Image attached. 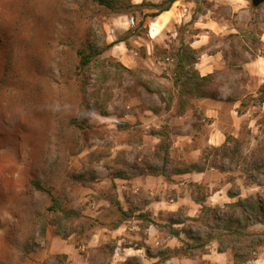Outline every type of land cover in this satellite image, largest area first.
<instances>
[{"label": "rangeland", "instance_id": "374dc122", "mask_svg": "<svg viewBox=\"0 0 264 264\" xmlns=\"http://www.w3.org/2000/svg\"><path fill=\"white\" fill-rule=\"evenodd\" d=\"M194 1L200 13L188 18L189 23L176 26L181 42L174 47L177 51L183 44L189 46L196 31L195 20L218 21L219 32L206 35L208 42L202 51L222 52L221 67L199 92L217 99L186 92L191 84L184 82L185 75L182 83L174 84L175 76L167 71V65L152 69L142 65L128 72L117 66L121 62L115 48L95 55L85 71L79 68L76 51L89 44L100 49L111 41L140 37L143 44L136 46L145 55V22L151 14L147 10L152 9L147 5L132 10L129 16L135 24L130 32L109 38L111 20L118 15L94 0H0V264H42L38 254L47 247L48 233L56 230L48 211L53 196L76 213L66 220L61 213L55 214L60 228L80 234L81 239L89 235L97 224L96 212L104 203L86 200L85 195L95 196L90 189L102 187L104 180L122 167L130 169L138 163L134 158L156 168L162 162L169 163L173 170L214 167L222 175L220 184L236 177L245 186L253 183L249 173L264 166V103L258 101L264 77L251 76L246 63L264 57V4L252 8L249 2L244 12H237L225 2L210 5L208 0ZM160 5L155 10L166 7L168 0ZM128 46L132 48L130 42ZM145 82L153 89L160 88L162 96L149 93L142 86ZM204 98L218 101L226 125L233 119L231 112L239 118L237 134L226 130V140L219 147H210L205 141L212 120L200 104ZM175 99L179 100L173 106ZM161 100L166 105H159ZM182 113L195 119L185 122L195 131L193 142L184 146L187 155L174 150L162 156L155 143H147L142 135L158 131L167 136L163 141L168 147L170 134L178 130L163 124L157 130L153 122H140L138 117L157 114L164 120ZM197 146L202 148L199 159L191 154ZM261 179L264 181V167ZM35 181L43 190L34 189ZM189 188L194 198L205 193ZM258 191L264 194V190ZM169 217L186 216L179 210L165 214V219ZM204 218L216 228L214 216ZM43 225L45 235L41 234ZM185 225L195 224L186 221ZM261 226L250 231L264 230ZM214 233L223 231L216 228ZM212 248L210 243L182 263L210 264L204 254H210ZM45 259L43 264H57L54 256ZM245 264H264V247L250 254Z\"/></svg>", "mask_w": 264, "mask_h": 264}, {"label": "crops", "instance_id": "0c3cea01", "mask_svg": "<svg viewBox=\"0 0 264 264\" xmlns=\"http://www.w3.org/2000/svg\"><path fill=\"white\" fill-rule=\"evenodd\" d=\"M163 1L132 0V3L137 6L146 3L147 7L152 8L147 10L148 13H157L159 10H155L157 7L153 5H160ZM208 2L210 5L213 2L215 4L225 2L231 6L232 11L237 12H244L249 7L248 0H208ZM197 6L198 3L194 0H174L169 10L160 12L154 18L147 16L145 23L148 27V39L145 40V55L136 46L143 44L140 42V37L125 39L110 49L115 48V56L122 65L131 70L142 65L150 69L153 66L167 65V71L175 76L176 64L171 55L176 50L174 45L181 42L177 39L176 26L181 22L189 23L188 18H191L193 14L199 15L200 12H196ZM130 19L134 20L129 15H118L112 18V26L110 24L112 34L109 38L129 32L133 26L130 25ZM194 28L196 31L193 39L188 43L192 49L199 51L194 70L204 77L213 74L221 67L222 52L202 51V47L208 42L206 35L211 32L218 33L219 23L213 18L195 20ZM262 40L264 41V37ZM128 42L132 48H129ZM246 70L251 76L264 77V57L259 56L250 60L246 63ZM177 100L179 99L173 100V106ZM161 104L166 105V102L161 100L159 105ZM200 104L204 105L205 116L212 120L205 139L208 146H221L226 140V130L233 135L237 134L239 118L233 116L234 112H231L233 118L231 123L226 125L222 120L217 100L204 98ZM138 120L140 122L150 120L157 130L165 125L175 127L178 132L170 134L171 142L168 147L165 144L167 141H163L164 138L167 140V136L158 131L156 133L146 131L142 136L147 143L154 142L156 152L162 156L172 154L174 150L182 152L184 157L187 155L184 146L188 142H193L195 131L191 124L186 125L185 122L186 120L194 122L192 115L186 117L185 113H182L175 117L166 116L163 120L157 114H153L150 118L140 116ZM147 126L150 127V125ZM201 153L202 148L199 146L191 149L194 158L199 159L197 155ZM192 161L195 162L196 159ZM133 162L138 163H134L130 169L123 168L120 164L121 171L105 179L102 187L97 188V191L90 189L89 192L95 196L85 195L86 200L92 199L104 203L102 210L96 212L97 224L90 229L89 235L81 239V235L75 232L68 234L67 237L57 235L55 231L54 234L50 232L47 247L38 254L37 260L43 264L46 257L54 256V262L57 264H183L182 262L187 258L174 257L163 261L160 256H156V253L167 247L171 250L179 248L181 239L186 240L185 235L181 234L180 238L170 236L168 233L165 235L166 229L158 228L150 223L149 219L165 225L167 223L165 214H175L179 210H184L186 217H198L202 205L194 200V192L189 188L192 186H199L205 192L202 195L205 197L203 203L212 208L233 203L239 197L255 196L259 193L258 190H264V186L253 183L245 186V183L240 182V178L237 177L234 181L220 184L222 175L214 167L202 171L182 172L183 169L173 170L169 163L162 162L156 168L141 162V159L134 158ZM111 186H113L112 193L109 192ZM233 186L240 189V196L229 197L228 191ZM181 226L173 227L180 230ZM261 227L264 228V225ZM217 245L216 242L212 243L214 248L210 254H204V259L210 264H233L230 253H219Z\"/></svg>", "mask_w": 264, "mask_h": 264}, {"label": "trees", "instance_id": "16d2710c", "mask_svg": "<svg viewBox=\"0 0 264 264\" xmlns=\"http://www.w3.org/2000/svg\"><path fill=\"white\" fill-rule=\"evenodd\" d=\"M94 1L98 6L103 7L104 9L109 10L117 15H130L133 9L146 5L144 3L140 6L134 5L132 0ZM173 2L174 0H168V5L166 7L161 8L157 13H151L147 16L151 18L156 17L160 12L169 10L170 4ZM153 6L158 8L161 5ZM141 25H143L142 20L140 26ZM125 39L126 38L118 39L117 41H114L110 44H106L105 47L100 49H98L97 46L91 44L85 45L83 48H78L76 53L79 68L85 71L93 62L95 55H101L104 51L116 46L121 41H125ZM198 54V51L192 49L190 46L185 47L184 44L181 45L177 51L172 53L171 57L176 61L174 84L182 83L183 75H185L186 79L184 82L186 84H191L190 89H188L186 92L195 93V95L197 94L200 97H210L217 99L216 95H208L203 91L201 95L199 94L201 88L206 84V82L210 81L212 74L201 77L198 72L194 70V64L197 62ZM117 66L128 72H131L130 69L124 67L121 63H119ZM189 66L192 67V70L188 72L185 69ZM142 86L149 93L159 94L160 97L163 94V91L160 88H151L149 82H145ZM183 93H185V91ZM258 95L260 96L258 99L259 103L263 104L264 83L261 85ZM224 146L225 144L222 146V148ZM263 167V165L256 166L254 168L255 173H249L253 184H256L257 186L264 185V181L261 179V170ZM193 170L202 171L203 169L187 168L182 170V172H192ZM32 184L35 190H43L39 182L35 181ZM195 188L201 190L199 186H196ZM228 195L231 198L238 197L240 196V189L232 187L228 191ZM204 199V196L202 198H194L198 204L202 205L201 214L204 216H214L217 222L215 225L216 228L222 229L223 233L215 234L214 232L216 231V228H214L210 221L205 219L204 216L177 219L169 217L165 225L149 219V222L158 228L166 229L170 236L180 238V235L184 234L186 237V240L181 239V246L179 248L171 250L167 247L158 251L156 256H160L161 260L163 261L170 260L174 257L188 258L191 257L195 251H204L210 243L216 242L218 244V252H231L235 264H239L241 262H243V264L247 263L249 261L250 254L256 253L260 247H264V230L250 231V228L253 226L264 225V194L258 193L255 196H249L246 198L239 197L237 201L225 204L222 208H212L206 206L203 203ZM51 201L52 205L48 208V211L53 216L51 223L54 227H56L55 233L57 235L67 237L69 233H67L64 227L62 229L60 228L61 221H59V219L57 220V217L54 219V215L61 213L63 215V219L66 220L76 213L75 211H68L65 209L58 198H55L54 196L52 197ZM186 221L192 222L195 225L186 226ZM198 222H200V224L196 225ZM174 225H183L184 227L178 230L173 227ZM41 230V234L45 235L46 226L43 225Z\"/></svg>", "mask_w": 264, "mask_h": 264}, {"label": "water", "instance_id": "95a60500", "mask_svg": "<svg viewBox=\"0 0 264 264\" xmlns=\"http://www.w3.org/2000/svg\"><path fill=\"white\" fill-rule=\"evenodd\" d=\"M252 8H257L264 4V0H248Z\"/></svg>", "mask_w": 264, "mask_h": 264}, {"label": "built area", "instance_id": "2783aa9c", "mask_svg": "<svg viewBox=\"0 0 264 264\" xmlns=\"http://www.w3.org/2000/svg\"><path fill=\"white\" fill-rule=\"evenodd\" d=\"M129 22H130V25H134V20L133 19H130Z\"/></svg>", "mask_w": 264, "mask_h": 264}]
</instances>
